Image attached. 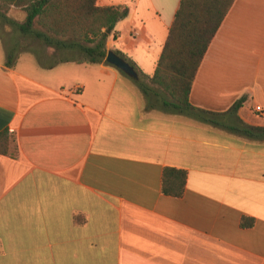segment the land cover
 <instances>
[{"label": "crops", "instance_id": "obj_1", "mask_svg": "<svg viewBox=\"0 0 264 264\" xmlns=\"http://www.w3.org/2000/svg\"><path fill=\"white\" fill-rule=\"evenodd\" d=\"M179 1L96 0L128 7L106 52L152 76ZM48 48L8 66L0 45L15 144L0 154V264H264V141L223 128L264 126V0L233 1L192 82L190 104L218 125ZM165 168L185 172L181 196L162 194Z\"/></svg>", "mask_w": 264, "mask_h": 264}, {"label": "trees", "instance_id": "obj_2", "mask_svg": "<svg viewBox=\"0 0 264 264\" xmlns=\"http://www.w3.org/2000/svg\"><path fill=\"white\" fill-rule=\"evenodd\" d=\"M234 0H180L167 38L162 47L152 76L144 75L137 66L121 53L137 72L130 79L146 99L157 100L176 114L189 115L196 119L218 125V113L192 106L189 93L200 62L226 16ZM11 8L24 12L22 22L6 17ZM128 14L125 5L100 7L96 0H0V18L18 32L39 40L54 50L56 62H105L106 39L115 25ZM36 28V29H32ZM13 57L7 53V65ZM109 65V64H108ZM240 101L235 102L228 112H236ZM237 132L252 141H264V126L242 125L223 127ZM15 149L13 135L0 132V154ZM185 172L165 168L161 178V192L164 195L181 196ZM252 220L243 218L240 225L249 227Z\"/></svg>", "mask_w": 264, "mask_h": 264}, {"label": "rangeland", "instance_id": "obj_3", "mask_svg": "<svg viewBox=\"0 0 264 264\" xmlns=\"http://www.w3.org/2000/svg\"><path fill=\"white\" fill-rule=\"evenodd\" d=\"M6 15L10 19H13L17 22H19L22 17V13H19L15 10L7 12ZM0 45L6 53L11 54L13 60L18 58V56H23L25 54H33L36 55V57L42 56L40 58L50 57L52 54L51 50L48 47L44 46L39 40L31 36L21 34L16 29H12L11 26L5 23L1 18ZM44 61L48 62L49 60L46 59Z\"/></svg>", "mask_w": 264, "mask_h": 264}, {"label": "water", "instance_id": "obj_4", "mask_svg": "<svg viewBox=\"0 0 264 264\" xmlns=\"http://www.w3.org/2000/svg\"><path fill=\"white\" fill-rule=\"evenodd\" d=\"M104 60L109 65L124 73L127 77L133 80L138 79V74L134 68L123 57L116 54L114 51H107Z\"/></svg>", "mask_w": 264, "mask_h": 264}, {"label": "built area", "instance_id": "obj_5", "mask_svg": "<svg viewBox=\"0 0 264 264\" xmlns=\"http://www.w3.org/2000/svg\"><path fill=\"white\" fill-rule=\"evenodd\" d=\"M255 111L257 113H262L263 112L262 109L260 107H258V106L255 107Z\"/></svg>", "mask_w": 264, "mask_h": 264}]
</instances>
